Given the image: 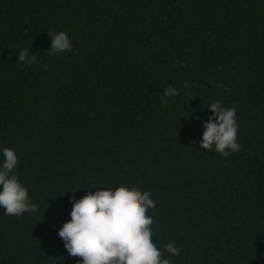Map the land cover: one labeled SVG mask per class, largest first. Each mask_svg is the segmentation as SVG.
<instances>
[{"label":"trees","instance_id":"16d2710c","mask_svg":"<svg viewBox=\"0 0 264 264\" xmlns=\"http://www.w3.org/2000/svg\"><path fill=\"white\" fill-rule=\"evenodd\" d=\"M216 99L237 110L227 157L199 149ZM0 147L38 205L0 208V264H76L57 230L97 184L152 193L171 264H264V0H0Z\"/></svg>","mask_w":264,"mask_h":264},{"label":"clouds","instance_id":"9594fccd","mask_svg":"<svg viewBox=\"0 0 264 264\" xmlns=\"http://www.w3.org/2000/svg\"><path fill=\"white\" fill-rule=\"evenodd\" d=\"M48 35L51 37V46L47 50L49 55H59L71 49L67 32L60 30L48 32ZM17 62L31 66L37 62V57L32 49L23 48L17 55ZM42 67L48 70V64ZM219 86L227 90L225 85ZM189 87L185 81L183 88ZM178 94L177 88L166 86L160 103L166 105L169 97ZM207 108L210 114L206 121L197 117L198 121H203L199 149L214 151L222 157L239 151L236 106L226 107L222 100L216 99L207 104ZM17 163L14 148L0 147V208L3 215L20 217L24 213H36L38 205L15 174ZM85 189L88 191L80 198L69 197L72 205L70 219L57 230L68 255L80 258L76 264H171L170 258L163 257L153 241L149 227L153 219L146 215L149 208H155L150 191L141 192L135 186L125 184H97ZM163 251L172 256L179 254L178 246L171 240L163 245Z\"/></svg>","mask_w":264,"mask_h":264}]
</instances>
